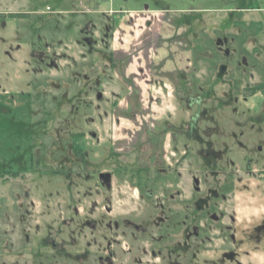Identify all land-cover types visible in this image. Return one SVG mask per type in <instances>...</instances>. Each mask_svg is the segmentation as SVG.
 I'll list each match as a JSON object with an SVG mask.
<instances>
[{
  "label": "rangeland",
  "instance_id": "374dc122",
  "mask_svg": "<svg viewBox=\"0 0 264 264\" xmlns=\"http://www.w3.org/2000/svg\"><path fill=\"white\" fill-rule=\"evenodd\" d=\"M0 264H264V0H0Z\"/></svg>",
  "mask_w": 264,
  "mask_h": 264
},
{
  "label": "crops",
  "instance_id": "0c3cea01",
  "mask_svg": "<svg viewBox=\"0 0 264 264\" xmlns=\"http://www.w3.org/2000/svg\"><path fill=\"white\" fill-rule=\"evenodd\" d=\"M183 28H184V26H183V24H181V22L178 20V22H175L174 21V34H175V38H180V37H182V36H184V34H183V31H185V30H183ZM180 35V36H179ZM178 39H176V40H178ZM181 45V44H180ZM116 56H119V53H116V51H113V57L116 59L117 57ZM113 67H114V69H120V70H123V71H120V73L119 72H117V76H123V78H126V79H124L126 82H127V86H129V88H130V90H129V92L127 93L128 95H130V96H132V94H133V96H135V97H137L138 98V95L137 94H135L134 95V87L136 86L135 84L137 83L136 81V83H134V80H135V77H132V75H131V79L129 80L128 79V77H127V75H126V73H124L126 70H128V67L130 66V64H131V61L130 62H126L125 64V66H123V67H121L120 68V66L119 65H117V62H116V60H115V62H113ZM163 65V62L162 63H160V64H154V62H149V64H148V68H149V70H155V69H159L160 68V66H162ZM140 70H143L142 68H140ZM171 72V71H170ZM121 73H122V75H121ZM173 73H175L176 74V72H173ZM151 75H154L153 74V72H151ZM178 76H181V75H178ZM177 79H178V77H177ZM176 81H178V80H176ZM173 83V82H172ZM138 84V83H137ZM139 86V85H138ZM128 95H126V96H128ZM136 112V111H135ZM140 113V115H141V112H136V115H138ZM142 117V121H143V123H144V125L145 126H148L147 127V129H150V127L152 126V122H151V120H148L147 119V122L148 123H145V120H146V118L144 117V116H141ZM155 123V122H154ZM156 124V123H155ZM167 125L168 126H170L171 125V123H167ZM159 126V125H158ZM172 126V125H171ZM179 127V126H178ZM177 127V128H178ZM153 128V127H152ZM150 131V130H149Z\"/></svg>",
  "mask_w": 264,
  "mask_h": 264
},
{
  "label": "trees",
  "instance_id": "16d2710c",
  "mask_svg": "<svg viewBox=\"0 0 264 264\" xmlns=\"http://www.w3.org/2000/svg\"><path fill=\"white\" fill-rule=\"evenodd\" d=\"M260 83L245 88V95H251L260 89Z\"/></svg>",
  "mask_w": 264,
  "mask_h": 264
}]
</instances>
